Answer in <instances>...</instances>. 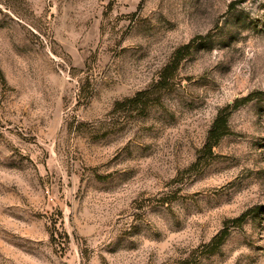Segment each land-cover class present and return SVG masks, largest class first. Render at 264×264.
Wrapping results in <instances>:
<instances>
[{"label":"rangeland","instance_id":"obj_1","mask_svg":"<svg viewBox=\"0 0 264 264\" xmlns=\"http://www.w3.org/2000/svg\"><path fill=\"white\" fill-rule=\"evenodd\" d=\"M0 264H264V0H0Z\"/></svg>","mask_w":264,"mask_h":264},{"label":"trees","instance_id":"obj_2","mask_svg":"<svg viewBox=\"0 0 264 264\" xmlns=\"http://www.w3.org/2000/svg\"><path fill=\"white\" fill-rule=\"evenodd\" d=\"M218 117H221V115H218ZM215 132L217 133V128H216V126L214 124V126L212 128V138L218 139L221 131L218 132L216 135H215Z\"/></svg>","mask_w":264,"mask_h":264}]
</instances>
